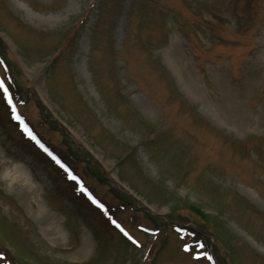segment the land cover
I'll use <instances>...</instances> for the list:
<instances>
[{
    "label": "rangeland",
    "instance_id": "rangeland-1",
    "mask_svg": "<svg viewBox=\"0 0 264 264\" xmlns=\"http://www.w3.org/2000/svg\"><path fill=\"white\" fill-rule=\"evenodd\" d=\"M0 43V171L25 168L62 234L0 181V264H264V131L221 128L187 93L264 115V0H0Z\"/></svg>",
    "mask_w": 264,
    "mask_h": 264
},
{
    "label": "bare ground",
    "instance_id": "bare-ground-1",
    "mask_svg": "<svg viewBox=\"0 0 264 264\" xmlns=\"http://www.w3.org/2000/svg\"><path fill=\"white\" fill-rule=\"evenodd\" d=\"M187 93L192 99L200 102L207 118L221 128L228 129L242 136L264 131V115L256 118L248 115L244 103L229 94L223 87L220 89L221 95L216 102L203 100L204 92L196 86H187ZM138 105L147 115H152L151 109L142 99H138ZM0 181L10 189L19 188L22 195L29 197L30 203L37 207L36 217L40 221L45 220L48 223V231L51 236L55 239L62 237L56 221L43 208L38 197V190L32 184L22 165H8L5 161H1Z\"/></svg>",
    "mask_w": 264,
    "mask_h": 264
},
{
    "label": "trees",
    "instance_id": "trees-1",
    "mask_svg": "<svg viewBox=\"0 0 264 264\" xmlns=\"http://www.w3.org/2000/svg\"><path fill=\"white\" fill-rule=\"evenodd\" d=\"M0 62L2 63V65L4 66L5 70L7 71V73L13 69L12 64L7 60V55L5 54V49L2 46V44L0 43ZM23 86H20L17 84V82L15 81H10V91L14 97L13 101V105L18 108L21 107L22 105H25L24 103L30 98L28 95H26V92L23 91ZM42 122L46 123H50V121L52 122V120L50 119V117L47 115L45 118L42 115ZM41 122V124H42ZM53 123V122H52ZM51 125V124H50ZM53 126L55 128H53L52 126H49V130H54L55 133H59L61 140L59 141L58 144H54L52 142V146L55 147L56 149H58L59 153H61L63 155V158L68 160V161H72L74 162V164L77 165H82L87 170H90V168L96 169L97 170V176L100 178V181H104L103 179V175L101 174V172L99 171V169L96 167V163L90 158V156L82 151L79 147H77L67 136L65 133L62 132V130L60 128H58V126L54 125ZM47 131V129L45 130ZM125 207V206H124ZM195 214H197V212L195 210H192ZM151 221H153L155 223V221L157 220L156 218H150ZM191 235V234H190ZM201 244L202 247H207V242L204 240H198ZM214 251H218L217 249ZM217 254V253H216ZM220 261V259H219Z\"/></svg>",
    "mask_w": 264,
    "mask_h": 264
},
{
    "label": "snow or ice",
    "instance_id": "snow-or-ice-1",
    "mask_svg": "<svg viewBox=\"0 0 264 264\" xmlns=\"http://www.w3.org/2000/svg\"><path fill=\"white\" fill-rule=\"evenodd\" d=\"M0 88H3V83L2 82H0ZM4 91L5 92H7V89H4ZM29 135H31L30 133H29ZM33 139H34V137H33ZM45 151H46V149H45ZM53 159H55V157H53ZM57 163H59V161H57ZM63 166V165H62ZM71 179H75V177L74 176H72V177H70ZM94 203H95V201H93ZM117 227H119V225H117ZM121 231H123V229H121ZM125 235H128L127 233H125ZM129 239H131V237H129ZM133 243H135V241H133ZM187 250V249H186ZM208 259H211V257H208Z\"/></svg>",
    "mask_w": 264,
    "mask_h": 264
}]
</instances>
